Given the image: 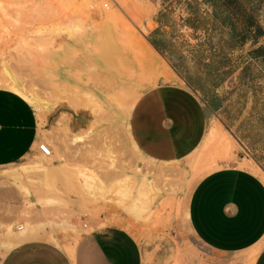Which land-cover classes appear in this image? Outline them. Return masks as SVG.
Instances as JSON below:
<instances>
[{"label":"rangeland","instance_id":"374dc122","mask_svg":"<svg viewBox=\"0 0 264 264\" xmlns=\"http://www.w3.org/2000/svg\"><path fill=\"white\" fill-rule=\"evenodd\" d=\"M238 8L237 24L247 9L260 28L255 40L239 44L199 0H0V87L8 76L17 80L52 148L50 156L33 150L0 165V262L29 239L72 253L94 226L126 219L175 231L174 264H253L263 243L216 253L186 221L205 173L237 165L257 168L264 180V0H241ZM153 37L171 61L149 59L143 44ZM170 63L193 83L226 79L201 144L183 158L156 161L134 146L126 119L143 90L168 79Z\"/></svg>","mask_w":264,"mask_h":264},{"label":"crops","instance_id":"0c3cea01","mask_svg":"<svg viewBox=\"0 0 264 264\" xmlns=\"http://www.w3.org/2000/svg\"><path fill=\"white\" fill-rule=\"evenodd\" d=\"M148 42L171 61L162 39ZM170 66L168 79L143 90L126 119L134 146L156 161L183 158L201 144L222 106L218 88L226 79L193 83L191 74ZM73 118L80 127L85 124L82 116ZM42 130L33 104L21 93L0 87V165L39 151L37 142L46 137ZM256 172L228 165L205 173L190 193L186 221L216 253H247L263 243L253 264H264V180ZM79 210L74 202L72 211ZM178 245L173 230L147 229L139 221L116 219L82 234L72 253L51 240L29 239L12 246L0 264H174Z\"/></svg>","mask_w":264,"mask_h":264},{"label":"trees","instance_id":"16d2710c","mask_svg":"<svg viewBox=\"0 0 264 264\" xmlns=\"http://www.w3.org/2000/svg\"><path fill=\"white\" fill-rule=\"evenodd\" d=\"M200 2L211 7L213 16H219L223 23L228 24L233 35H236L239 44H242L247 37L254 40L260 32V28L253 19V15L246 9L243 11L244 19L241 24H237L235 16L240 6L241 0H200ZM193 26V25H191ZM253 31V34L251 33ZM260 48H255L250 53L255 54Z\"/></svg>","mask_w":264,"mask_h":264},{"label":"bare ground","instance_id":"6f19581e","mask_svg":"<svg viewBox=\"0 0 264 264\" xmlns=\"http://www.w3.org/2000/svg\"><path fill=\"white\" fill-rule=\"evenodd\" d=\"M143 46L145 47V48H147V49H149V51H150V53H151V55H152V57H150L149 59H152L153 58V56L155 57H157V56H160V55H157L156 53H155V50L153 49V47L150 45V43H148V42H144V44H143ZM162 58V57H161ZM162 60V59H161ZM163 62V61H162ZM161 62V63H162ZM164 63V62H163ZM161 65V64H160ZM159 65V66H160ZM4 83H7V85L9 86H11L12 88H13V90L14 89H16L17 90V92L18 93H20L21 92V89H20V85H19V83L17 82V80L14 78V77H12V76H8L7 77V79L4 81ZM5 85V84H4ZM7 85H5L6 87H7ZM3 86V85H2ZM5 87V88H6ZM8 88V87H7ZM10 88V87H9ZM20 91V92H19ZM116 93V92H115ZM115 95H117V94H115ZM110 96V95H109ZM116 97H118V96H116ZM119 97H121V96H119ZM110 99V98H109Z\"/></svg>","mask_w":264,"mask_h":264},{"label":"built area","instance_id":"2783aa9c","mask_svg":"<svg viewBox=\"0 0 264 264\" xmlns=\"http://www.w3.org/2000/svg\"><path fill=\"white\" fill-rule=\"evenodd\" d=\"M103 5L107 6V2H104ZM37 148L39 149L41 154H43L45 156H50L52 154V148L48 144L47 141H44V140L38 141Z\"/></svg>","mask_w":264,"mask_h":264}]
</instances>
